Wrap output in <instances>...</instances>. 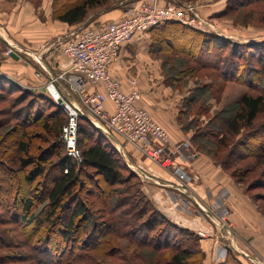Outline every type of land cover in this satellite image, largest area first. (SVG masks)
Returning <instances> with one entry per match:
<instances>
[{
    "label": "trees",
    "instance_id": "obj_1",
    "mask_svg": "<svg viewBox=\"0 0 264 264\" xmlns=\"http://www.w3.org/2000/svg\"><path fill=\"white\" fill-rule=\"evenodd\" d=\"M58 1H53L52 18L69 26L83 22L90 14L107 5L109 7L112 2L66 0L58 7ZM242 3L235 6L240 8L248 4H262L264 0ZM229 8L230 5L216 15H229ZM147 33L150 39L149 55L161 61L163 78L170 88L176 89L180 76L194 77L200 71L203 76L207 72L219 71L221 75L216 76L220 80L242 83L248 87V92L234 102L230 113L212 115L207 125L215 124V128L207 126L204 131L199 130V133L191 136L190 141L196 151L211 158L224 173H230L234 182L244 185L248 175L255 174L253 180H260V175L263 182H253V187L264 189V124L256 126L264 118V56L259 54L262 47L264 51V42L250 43L245 49L238 48L237 44L218 34L205 33L175 21H167ZM6 82L9 83V80L0 77V95H3L2 92L17 91L16 102L20 103L18 105L25 104L23 108L26 116L18 122V128L25 129L33 125L38 116L45 112L40 129L48 146L40 147V152L32 156L33 135L28 131L13 130L11 133L17 132L18 135L15 141L16 157L1 156L4 150L0 147V226L13 227L5 229V233L10 235L9 239H3L0 235V250L21 247L31 252V256L27 251V256L0 255V264L5 263L2 261L5 258L15 264H105V260L116 258L114 243L121 237L139 247L144 241L149 242L144 238L154 236L156 244L161 243L159 249L172 248L165 256V264H187L195 257L194 252L191 254L194 247L185 246L187 242L184 240H179L177 244L171 243L166 237V230L168 227L178 228L187 231L194 239L196 234L175 226L153 207L139 185V176L128 167L110 134L98 130L85 114H80L77 118L76 144L82 160L77 164L66 156L64 144L60 140L67 118L63 109L51 98L46 99L43 93L23 88L11 81V85L16 88L8 90ZM56 88L61 94L66 92L62 82H57ZM204 94V87L190 91V96L182 101L180 113L187 115L194 110L198 114L205 111ZM37 101L39 104L45 102L48 107L39 115L33 110ZM181 127L184 131L189 129L183 124ZM213 145H216L215 151L211 148ZM49 158L54 159V162H48ZM248 159L251 160L246 163ZM117 186L126 188L115 190ZM77 188L85 191V200ZM244 189L243 193L258 205L259 213L264 215V208H261L258 199L264 200V195L258 198L250 195L249 184ZM40 200L41 203L37 205ZM89 206L94 207L95 214L100 215V224L89 218ZM135 223H140L136 229L140 225L144 228V233L140 235L143 241H137L136 232H131V226ZM161 225L163 228L167 225L166 230L161 231ZM51 233L60 234L63 248L56 238L50 240ZM38 235L43 236L42 241ZM75 242L81 246V252L77 254L68 246ZM109 246H112L113 255L106 250ZM218 264L241 263L229 254Z\"/></svg>",
    "mask_w": 264,
    "mask_h": 264
},
{
    "label": "crops",
    "instance_id": "obj_2",
    "mask_svg": "<svg viewBox=\"0 0 264 264\" xmlns=\"http://www.w3.org/2000/svg\"><path fill=\"white\" fill-rule=\"evenodd\" d=\"M53 1L40 0L37 10L30 0H0V77L23 88L37 92L45 90L43 86L47 81L70 65L60 51L64 42L72 40L82 29L98 28L102 24L126 18L130 8L136 4V0L125 1L118 6L121 9L106 12L100 10L89 15L83 22L69 26L52 18ZM149 48L148 33L134 37L121 47L117 61L110 64L108 71L122 92L129 93L133 88L137 90L136 106L145 110L169 136V162L170 159L173 162L176 160L185 167V162L176 158L173 160L174 157L171 156L174 154V146L188 137L176 124L180 109L179 96L174 95V90L165 85L162 63L149 55ZM131 81H134V87L131 86ZM98 89H102V86L98 85ZM62 96L70 103L75 101L67 91H63ZM103 108L109 113L113 112V106L109 102H105ZM115 146L128 164L143 170L150 179L166 186L170 184V188L176 192L178 184L174 175L146 159L130 145L121 144L120 140H116ZM189 166L199 177V182H194L192 186V195L200 198L205 205L223 192L226 203L221 205L229 210V219H232L239 233L237 238L241 250L264 257V216L257 212L250 198L212 160L199 156ZM164 185L161 186L165 187ZM141 189L151 203H155L158 211L164 216L165 213L170 215V218L165 216L170 221H179L183 224L182 227L186 226L184 228L195 233H199L201 229H204L203 232L208 230L203 228L196 215L179 212L177 201L170 192L160 189L159 185L144 183ZM214 243V234L203 240L207 260L212 264L215 261L210 247Z\"/></svg>",
    "mask_w": 264,
    "mask_h": 264
},
{
    "label": "rangeland",
    "instance_id": "obj_3",
    "mask_svg": "<svg viewBox=\"0 0 264 264\" xmlns=\"http://www.w3.org/2000/svg\"><path fill=\"white\" fill-rule=\"evenodd\" d=\"M27 1L29 0H26V2ZM30 1L35 6V9L39 6L38 2L40 0H30ZM65 1L66 0L58 1L57 2L58 7L66 3ZM125 1L128 2L129 0H112V2L109 4V7L108 5L106 7H103L101 9V12L103 10H105L106 12L107 10L111 11L114 9H121L118 6H120L121 4L123 5ZM241 1L247 2V0H161L160 4L162 6H166L168 4H174L180 8L183 5L197 6L195 8V13L187 17L188 19H194L195 21L193 25H191L190 28H193V29L205 32V33L218 34L219 36H222L223 38L230 40L231 42H233V44H237L238 48L245 49L246 46L250 43H258L260 41L264 42V3L248 4L245 6H241L240 8H237L239 6H235V5L243 4ZM135 2L137 5L139 3V0H136ZM228 5L231 6V8H229V11H228L229 15L225 17H222L221 15L219 16L216 15V14L223 12L228 7ZM197 17L200 19V22H198ZM262 48L259 51V54L262 53V55L264 56V51L262 50ZM216 75H221V72L219 71L217 73L207 72L205 73V76H203V72L200 71L194 77L192 76L188 77L187 75H185V77L180 76L181 79H180L179 85L176 86V89L171 88L175 92L174 95L179 96L178 105H180L179 106L180 109L178 110L179 112L177 115L176 124L179 130L183 134L188 135L187 139L183 140V142H180L174 146V149H173L174 154L171 155L172 157H174L173 160L176 158L180 160V162L181 161L185 162L187 166L183 167L179 165L178 162H176V160L175 162H173L170 159V163L164 164L165 167H163L167 173L175 176L176 183L178 184V186L176 185V189H177V190L175 189L176 192L172 188H170L171 187L170 184L166 186L164 185V183L157 182L153 178L150 179V177L145 176L146 174L143 172V170H141L137 166L136 167L134 166V168H136L140 172L138 176H139V182L141 183L139 184L141 188L144 183H149V182L159 185L160 189H164L166 193L170 192L169 194L172 196V198H174V200L177 201L176 205L178 206L177 209L179 212H189V213H192L193 215H196L199 218L198 221L204 226L203 228L208 229L205 232L202 231L204 229H201L199 233H195L194 231L190 229L184 228L186 226L182 227L183 224L181 222L171 221V223H173L175 226L179 228H183L184 230H188L191 233L192 232L195 233L196 235L194 239L192 236H190V234L187 231L183 232V230L178 229V228L177 229L171 228V227L167 228V225H165V227L163 228L161 225L162 227L161 231L162 230L164 231L167 228L166 237L169 238L171 243L177 244L179 240H184L185 242H187L185 243V246L194 247V250L192 249L193 251L191 254H193L194 252L195 257L191 258L187 264H212L210 261L207 260L206 253L203 248V240L211 238L213 234H214V241H215L214 244L215 245L214 244L211 245L210 248L214 254L215 264H218L219 262L223 261L226 258V256H228L229 254H232L233 257L235 256L240 261L241 264H264V257L257 256L254 253L249 252V251L243 252L241 250V245H239V242H238L239 238H237L239 236V233L234 223L232 222V219H229L230 217L229 210L226 207H223V205H221V203L222 204L226 203V199H225L226 197L223 194V192L220 193L221 195L215 198L213 197L214 200L211 201V203L209 201L207 204H205L206 206L203 204L200 198H196L191 193L192 186L194 182H199V177H198V174L192 171L193 165L192 167H190L189 165H191V163L195 161L197 157L199 156H202L204 158L206 157L212 160L208 156L202 153H199L198 151L194 149L190 141L191 136H193L196 133H199L198 132L199 130L204 131L207 126L208 127L212 126L209 124L207 125L212 115L219 113V112L230 113L233 110L232 108H233L234 102H236V100L239 99L240 96L243 95V93L248 92V87L246 85L242 83L238 84L234 82L223 81V80H220V78H218ZM10 81L11 80H9V83L6 82L5 85L7 86L8 90H13L12 88H16V87L12 86ZM50 82L51 80L47 81L45 86H43L45 87L43 88L45 90L41 91V93L44 94V97L46 99L49 100V98H51V100L54 101V98H52L50 92L46 90V86ZM53 85L56 86L55 84ZM165 85H168V84L165 83ZM198 87L200 88L204 87V92H205L204 99H205V105L207 109L199 114L194 110L193 112L191 111L190 114L189 113L187 115L184 114L185 115L184 116L182 113H180L182 111V107H181L182 101L184 98L190 96V91H194V89ZM55 89L57 90V88ZM34 91L37 92V90H34ZM176 92L178 93L176 94ZM2 94H3L2 96L0 95V147L2 148V150H4V154L2 153L1 156L5 158L6 156L16 157L15 141L17 140L18 135H17V132L15 134H12L11 132L13 130L30 132V134L33 135L32 136L33 138L31 140L32 141L31 154H33L32 156H34L35 154H38L40 152V147L46 148L48 146V144H46L47 142L45 141L46 139L42 135V131L40 129V124L42 122L43 116L45 115L44 114L45 112L44 113L42 112L41 115L38 114V113H41L42 110L48 109V107L46 106V103L41 102L39 104V101L35 103L33 110L36 112V115H39L38 119L35 121L33 125H30L29 127H26L25 129H22L20 127L18 128V122H20V120L24 117V115L26 116L24 108H23L25 104L18 105L20 103L16 102L17 100L16 97L18 95L17 91H14L12 93L2 92ZM194 105H192L191 107H194ZM14 106H18V107L15 108ZM194 114H197V115L194 116ZM181 124H183V126L189 127V129L187 131H184L181 127ZM263 124H264V118L259 120L256 126L263 125ZM212 127L215 128V124ZM211 148L213 149V151H215L216 145H213ZM55 151L57 152V148H55ZM220 155H223V154L220 153ZM53 160L54 159L49 158L48 162L53 163L54 162ZM250 160L251 159H248L246 163L250 162ZM152 163L161 167L159 165L161 164L160 162L159 164L155 162H152ZM49 164H47V167ZM215 164L221 169L222 172H224L222 168L219 165H217V163ZM13 166L18 167V165L16 164ZM30 168L31 166L28 167V169ZM175 168L181 169L185 173L183 179H181L178 175L174 174L173 171ZM225 175L229 177V179L237 187H239L242 192H243L242 189L246 188V185L249 184L250 185V191H249L250 195L256 198H258L257 196L260 197L261 195H264V189L253 187V182H259V181L260 183L263 182L262 177H260V175H259L260 180H253L256 177L255 174L248 175L246 177V181H244V185H240L239 183L234 182L233 179L231 178L230 173L229 174L225 173ZM162 184L165 187H162L161 186ZM237 184H239L240 186ZM126 186H129V184H126ZM93 187L94 185L91 186V188ZM135 187H132L131 189ZM123 188H126V187L117 186L115 187V190H121ZM77 190L81 193L82 199L85 200V191L84 190L80 191V188H77ZM90 199L95 200L92 197H90ZM258 199L260 200L259 204L261 208H264V200H262L261 198H258ZM41 200L37 205L41 203ZM151 204L155 208L154 206L155 203L154 204L151 203ZM253 204L255 205V203ZM257 206H256V210L257 212H259L257 209ZM89 208H90L89 218L95 219V221L99 222L100 224L101 222V220H99L100 215L95 214L96 209H94V207L92 206H89ZM260 214L264 216L262 213ZM165 216L170 218V215L168 213H165ZM176 223L180 225H177ZM139 224L135 223V225H132L131 232L134 231V234L136 232V238L138 239L137 241H143L141 240L142 237L140 235L141 233H144V228L143 227L141 228L142 225H140V228L136 229V227ZM6 228L9 229L13 227L0 226V235L3 237V239H9L8 237L10 236L9 234L5 233ZM131 228H127L126 230H129ZM155 231L156 230H154V232ZM152 234L154 235V233H151V235ZM59 235L60 234L58 233H54L53 235L51 233L50 240L53 238L54 239L56 238L57 241H59L61 248H63L64 242L60 240L61 237ZM37 237H39V239L42 241L43 236L38 235ZM144 239L145 240L148 239L149 242L144 241L143 242L144 244L138 247V246L132 245V243L127 238H122V237L119 238L115 243L113 242L117 250L116 258H112L110 259V261L105 260L106 261L105 264H165L166 259H167L165 258V256L169 251H171L172 248L170 247L169 248L170 250L168 249L169 251L166 249L164 250L159 249V245L161 243L159 244L157 243L158 244L157 245L154 239V236H151L148 238L146 237ZM68 246L70 247V249L72 248L71 251H73L74 254L81 252L80 251L81 246L79 243H76V242L73 244L69 243ZM106 250L107 252H110L109 254L113 255V251H111L113 250L112 246L107 247ZM26 251L27 250L21 247L20 248L15 247L12 249L6 248L3 250H0V255L7 256L11 254H18V255L22 254L23 256L24 254H26L27 256V253L28 255L31 254L29 250L27 251V253H25ZM65 251H69V250H65ZM14 252H17V253H14ZM129 259H131L132 262H130ZM2 261L5 262L4 264H15V263L8 262L9 259H6V258L3 259ZM49 261L50 260H48V262Z\"/></svg>",
    "mask_w": 264,
    "mask_h": 264
},
{
    "label": "built area",
    "instance_id": "obj_4",
    "mask_svg": "<svg viewBox=\"0 0 264 264\" xmlns=\"http://www.w3.org/2000/svg\"><path fill=\"white\" fill-rule=\"evenodd\" d=\"M160 1L139 0L137 5L130 8L126 18L102 24L98 28L82 29L72 40L61 45L60 51L70 65L52 78L46 90L50 92L49 87L53 89L50 94L55 102L57 98L63 101L60 107L67 118L60 140L66 156L77 164L82 160L76 144L77 118L80 114H85L95 128L107 132L115 141L120 140L121 144L130 145L152 162L159 164L164 160L159 164L161 167L170 163L167 158L170 152L167 132L145 110L136 106L137 90L133 88L129 93L122 92L108 71L110 64L117 61L121 47L134 37L147 34L151 28L167 21L188 27L195 22L187 17L195 13L197 6H162ZM57 82L64 84L67 93L75 98L74 102L65 100L55 89L53 84ZM98 85L102 89H98ZM134 85V81H131V86ZM105 102L113 106L112 113L104 110ZM128 167L135 174H140L131 164ZM173 172L184 178L185 173L181 169L175 168Z\"/></svg>",
    "mask_w": 264,
    "mask_h": 264
},
{
    "label": "water",
    "instance_id": "obj_5",
    "mask_svg": "<svg viewBox=\"0 0 264 264\" xmlns=\"http://www.w3.org/2000/svg\"><path fill=\"white\" fill-rule=\"evenodd\" d=\"M12 56L16 57L14 54H12ZM56 104L59 105V106H61L63 104L62 99L61 98H57Z\"/></svg>",
    "mask_w": 264,
    "mask_h": 264
},
{
    "label": "bare ground",
    "instance_id": "obj_6",
    "mask_svg": "<svg viewBox=\"0 0 264 264\" xmlns=\"http://www.w3.org/2000/svg\"><path fill=\"white\" fill-rule=\"evenodd\" d=\"M49 90H50L51 93H53V89L52 88L49 87Z\"/></svg>",
    "mask_w": 264,
    "mask_h": 264
}]
</instances>
